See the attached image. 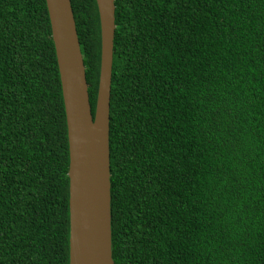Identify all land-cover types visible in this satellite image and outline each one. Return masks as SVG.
Returning <instances> with one entry per match:
<instances>
[{"label":"trees","instance_id":"obj_1","mask_svg":"<svg viewBox=\"0 0 264 264\" xmlns=\"http://www.w3.org/2000/svg\"><path fill=\"white\" fill-rule=\"evenodd\" d=\"M70 2L94 112L97 4ZM114 5V264H264V0ZM229 14L233 31L221 24ZM128 31L142 57L129 58L133 71L116 62ZM252 56L259 59L236 82L235 61ZM161 57L176 58L198 77L181 81ZM157 61L171 78L166 90L140 74ZM68 163L46 2L0 0V264H69Z\"/></svg>","mask_w":264,"mask_h":264},{"label":"water","instance_id":"obj_2","mask_svg":"<svg viewBox=\"0 0 264 264\" xmlns=\"http://www.w3.org/2000/svg\"><path fill=\"white\" fill-rule=\"evenodd\" d=\"M45 2L67 125L69 264H114L109 146L114 0H96L101 47L94 112L71 2Z\"/></svg>","mask_w":264,"mask_h":264},{"label":"rangeland","instance_id":"obj_3","mask_svg":"<svg viewBox=\"0 0 264 264\" xmlns=\"http://www.w3.org/2000/svg\"><path fill=\"white\" fill-rule=\"evenodd\" d=\"M251 13H249L248 18H251L254 15L253 13L252 14ZM234 17H235V15L229 14V15H227L224 18V21H221V22H223L221 24L223 25V28H225L226 31H233V30H235V26H234V24H235L234 21L235 20H234ZM254 18H255V16L252 17V19H254ZM132 35H133L132 31L131 32L128 31L127 33L125 32L123 34V41L120 42V45H119L118 50H117L118 51L117 52V56H116L117 65H119L121 69L131 70V71H133V68H131L130 65H129V63H128L129 58L132 57L134 60H137L139 58L138 56H137L138 58L135 56V52L134 53L132 52V47L130 48L129 42H131ZM237 37L239 39V42L241 41L243 43V40H242L241 36H237ZM242 43H240L241 46H242ZM131 46H132V42H131ZM141 58L142 57L140 56L139 59H141ZM162 58L163 57H161V59ZM257 59H259L258 56H252L248 60H244L243 58L239 57L235 61V63L237 65H239V67L236 66V69L239 68V70L234 71V75H233L232 79H235L236 82L237 81H241V83H243L244 80H245V77H244L245 67L249 66L250 65V62H253L254 60L257 61ZM167 60H168V62H166V64H168L167 65L168 66V69L170 71H172L174 74H177L178 77L181 76V77H179V79L181 81H184L186 79H189V78H191L193 76L195 78L198 77L196 74H192L191 72L186 71V70H183L182 68L181 69H178L176 67V65H175V64H177V59L176 58L172 57V58L165 59V61H167ZM239 72H240V74H239ZM140 74L144 78V80L146 81V83L152 84L153 86H159L162 90L168 89V87L170 85V82H171L170 75L169 74L167 75L161 69V66L159 65L158 61L155 62V64L151 68H149L147 70H144V71H141ZM247 74H249V73H247ZM199 78H202L201 75H199ZM240 92L243 93L244 90L243 91H240ZM240 99H241V105L244 106V103H246L245 99L244 98H240ZM245 110H246V108H245Z\"/></svg>","mask_w":264,"mask_h":264},{"label":"clouds","instance_id":"obj_4","mask_svg":"<svg viewBox=\"0 0 264 264\" xmlns=\"http://www.w3.org/2000/svg\"><path fill=\"white\" fill-rule=\"evenodd\" d=\"M131 42H132V37H131ZM131 42H129V44H130V48L132 47V52L134 53V50H133V46H134V44H133V42H132V46H131ZM257 49H260V47H259V45L257 46L256 45V50ZM168 58H170V57H163L162 59H163V61H164V63H165V65H166V67H167V70H169L168 69V64H166V62H168V60L167 61H165V59H168ZM179 61L177 60V64H175L176 65V67L178 68V69H180V66H179Z\"/></svg>","mask_w":264,"mask_h":264}]
</instances>
